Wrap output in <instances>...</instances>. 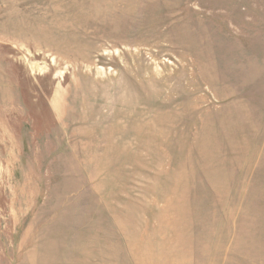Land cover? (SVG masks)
Returning a JSON list of instances; mask_svg holds the SVG:
<instances>
[{"label": "rangeland", "instance_id": "obj_1", "mask_svg": "<svg viewBox=\"0 0 264 264\" xmlns=\"http://www.w3.org/2000/svg\"><path fill=\"white\" fill-rule=\"evenodd\" d=\"M0 264H264V0H0Z\"/></svg>", "mask_w": 264, "mask_h": 264}]
</instances>
